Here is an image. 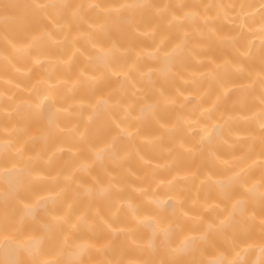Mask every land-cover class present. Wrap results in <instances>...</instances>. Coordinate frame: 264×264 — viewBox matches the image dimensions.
Masks as SVG:
<instances>
[{
    "label": "bare ground",
    "instance_id": "obj_1",
    "mask_svg": "<svg viewBox=\"0 0 264 264\" xmlns=\"http://www.w3.org/2000/svg\"><path fill=\"white\" fill-rule=\"evenodd\" d=\"M0 264H264V0H0Z\"/></svg>",
    "mask_w": 264,
    "mask_h": 264
}]
</instances>
